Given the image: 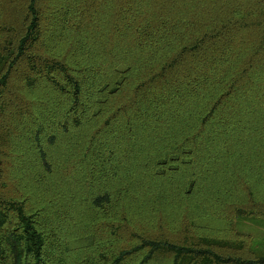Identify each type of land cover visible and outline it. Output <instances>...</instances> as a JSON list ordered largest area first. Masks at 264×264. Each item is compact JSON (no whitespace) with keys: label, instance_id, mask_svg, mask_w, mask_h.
<instances>
[{"label":"trees","instance_id":"16d2710c","mask_svg":"<svg viewBox=\"0 0 264 264\" xmlns=\"http://www.w3.org/2000/svg\"><path fill=\"white\" fill-rule=\"evenodd\" d=\"M264 0H0V264H264Z\"/></svg>","mask_w":264,"mask_h":264},{"label":"rangeland","instance_id":"374dc122","mask_svg":"<svg viewBox=\"0 0 264 264\" xmlns=\"http://www.w3.org/2000/svg\"><path fill=\"white\" fill-rule=\"evenodd\" d=\"M240 229L247 230L253 235L264 238V221H244L239 225Z\"/></svg>","mask_w":264,"mask_h":264}]
</instances>
